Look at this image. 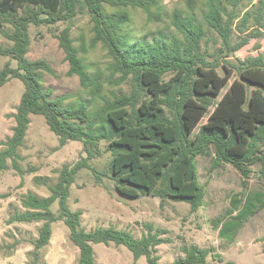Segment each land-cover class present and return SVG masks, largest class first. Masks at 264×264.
Returning a JSON list of instances; mask_svg holds the SVG:
<instances>
[{"label": "trees", "instance_id": "obj_1", "mask_svg": "<svg viewBox=\"0 0 264 264\" xmlns=\"http://www.w3.org/2000/svg\"><path fill=\"white\" fill-rule=\"evenodd\" d=\"M182 1L186 10L174 8L169 25L179 38L170 45L135 46L122 34L130 20L127 9H140L148 22H161L162 0H0V35L9 43L0 44V56L9 59L0 68V88L11 79L23 85L12 134L1 143L0 174L7 170V161L20 171L18 150L24 144L31 115L44 117L60 146L79 142L86 154L73 165H63L54 184L35 177L34 182L47 185L50 194L24 195L20 200L24 211L8 219V224L42 223L29 253L31 264H40L56 221L69 228V240L79 251L77 264H96L93 245L98 243L123 245L135 261L145 256L147 264H160L156 248L169 243L160 230L144 224L146 233L140 239L113 227L87 231L81 225V211H71L68 206L76 174L101 154L102 142L111 155L108 177L115 190L131 198L158 197L161 206L165 199L184 201L191 212L202 206L204 188L196 158L211 151L214 168L231 165L244 179H249L252 167L259 164L264 183V54L230 61L251 40L264 38V0ZM107 7L113 11L108 13ZM199 7L200 18L195 13ZM82 13L89 15L92 32L83 51L100 45L110 59V78L119 75L117 84L129 80V92L108 99L102 94L104 81L89 73L71 37L74 20ZM31 26H46L51 31L68 63L67 75L77 76L89 97L102 101L93 116L85 102L65 104L64 97H53V91L44 86V73L53 71L46 61L27 58ZM208 32L219 39V47L211 51L208 44L216 39L207 37ZM233 74L237 78L215 101ZM210 107L208 120L194 132ZM6 197L0 194V199ZM55 202L57 214L51 210ZM263 207L264 193L249 197L243 209L223 226L222 235L239 229ZM181 252L183 256L171 264H207L211 253L194 244L184 245ZM213 258L222 262L217 254Z\"/></svg>", "mask_w": 264, "mask_h": 264}, {"label": "rangeland", "instance_id": "obj_2", "mask_svg": "<svg viewBox=\"0 0 264 264\" xmlns=\"http://www.w3.org/2000/svg\"><path fill=\"white\" fill-rule=\"evenodd\" d=\"M162 3L164 8L161 22H148L142 10L127 9L130 20L124 26L122 34L128 38L129 44L170 45L174 38L180 37L169 26L170 15L174 8L186 10L184 2L162 0ZM106 11L111 13L113 9L107 7ZM195 13L200 18L201 8ZM4 30H10V27L4 26ZM29 34L31 42L27 58L31 61L44 60L53 71V74L44 73V86L53 91V97H64L65 104L77 106L85 102L93 116L102 106V101L91 99L80 86L77 76L67 75L68 63L51 31L46 26H31ZM91 36L89 15L82 13L74 20L71 37L74 45L79 48L89 73L98 75L104 81L102 94L108 99H112L113 95L129 92V80L117 84L119 75L110 78V59L100 45L87 52L83 51L88 47ZM206 36L216 39L215 42H209L210 51L219 47V39L213 33L208 32ZM0 44L9 45L1 35ZM259 53L264 54V38L251 40L230 61L235 63L234 58L242 60ZM8 60L7 57L0 56V68ZM12 65L15 66L13 62ZM220 73L222 74L221 71ZM234 78H237L236 74L231 76L215 101ZM22 92L23 85L18 79H11L0 88V149H3L1 143L12 134L15 124L13 115ZM212 110L213 107H210L194 132L208 120ZM30 119L24 144L18 150L20 160L16 163L20 171L13 168L11 161H7V170L0 174V194L7 195L0 199V264L32 262L29 253L33 250V241L37 238L42 223L8 224L7 221L16 212L24 211L20 203L24 195L32 193L46 197L50 194L47 185L36 184L34 178L47 179V184H54L63 165H73L86 156L79 142L69 141L60 146L58 137L49 130L43 116L31 115ZM105 146L104 142L100 144L101 154L89 160V168L81 169L70 186L68 206L71 211H81V225L87 231L113 227L140 239L146 233L144 224H150L154 230L161 231L163 239L169 241L156 248L160 264H171L182 257L181 249L186 244L209 249L211 253L206 257L207 264H264V207L244 221L239 229L226 231L222 235L223 226L243 209L248 198L264 193L259 164L252 167L250 178L244 179L231 165L214 168L212 151L208 155L198 156L196 165L199 181L204 188V199L202 206L191 212L184 201L165 199L161 206L162 200L158 197L139 195L131 198L119 194L108 177L111 155L105 150ZM33 168L35 171L31 170ZM51 210L58 213L57 202L51 206ZM69 233V228L62 221L52 224V236L49 244L42 250L40 264H77L79 251L69 240ZM213 254L219 255L222 262L214 259ZM93 256L96 264H147L145 256L135 261L131 251L114 243L94 244Z\"/></svg>", "mask_w": 264, "mask_h": 264}]
</instances>
